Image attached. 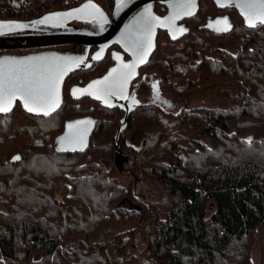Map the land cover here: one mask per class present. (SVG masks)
I'll return each instance as SVG.
<instances>
[{
    "label": "trees",
    "instance_id": "trees-1",
    "mask_svg": "<svg viewBox=\"0 0 264 264\" xmlns=\"http://www.w3.org/2000/svg\"><path fill=\"white\" fill-rule=\"evenodd\" d=\"M61 1L54 0L57 11ZM107 2L112 10L114 1ZM10 4L14 0H0V11ZM198 7L179 39L158 34L140 73L158 76L160 92L176 100L232 87L233 93L224 90L229 108L173 114L149 103L136 105L124 120L119 107L101 106L83 94L71 98V107L62 100L49 116L25 113L20 104L9 112L27 120L17 127L20 136L12 134L14 152L0 162L4 264H109L108 246L124 264H253L254 236L264 235V114L254 112L264 105V25L249 27L236 11L231 29L216 34L205 24L208 15L219 13L210 0H200ZM161 39L172 52L160 50ZM105 69L98 64L82 78L95 79ZM85 115L96 120L85 151L56 152L54 138L65 121ZM123 121L118 145L128 149L125 187L118 185L114 161ZM11 127L12 120L5 132L11 134ZM132 129L141 135L138 148L124 140ZM6 138L0 136V146ZM207 141L220 150L218 157L210 155ZM245 153L251 156L242 157ZM13 154L20 155L18 163L10 162ZM141 179L164 186L166 198L148 189L139 200L133 186ZM57 180L69 186L63 203L54 199ZM125 202L135 208L122 206ZM117 227L127 230L110 243L97 242Z\"/></svg>",
    "mask_w": 264,
    "mask_h": 264
},
{
    "label": "snow or ice",
    "instance_id": "snow-or-ice-1",
    "mask_svg": "<svg viewBox=\"0 0 264 264\" xmlns=\"http://www.w3.org/2000/svg\"><path fill=\"white\" fill-rule=\"evenodd\" d=\"M242 9V15L249 27H256L257 23L264 25V0H242L238 5ZM180 12L170 18L169 24L179 18L181 14H192V3L190 0L181 3ZM85 9H93L89 13L95 19L98 15L103 22V14L95 5L88 4L78 11L83 13ZM74 13H60L55 16L45 17L40 23L56 21L59 23L63 17H72ZM143 27L140 34L134 42L132 54L137 57V62L125 64L121 61L119 68H113L102 80H97L90 84L87 89H74L73 96L77 94H88L95 99L104 100L109 107L108 102L111 96L126 98L125 91L131 78L135 75V69L138 63L146 60L147 54L151 49L153 29L156 25L163 26L164 22L151 15L150 10L141 17ZM220 23V21H217ZM224 28L220 31H228L227 21L224 22ZM55 26V25H54ZM24 27L19 24H0V33L5 30L11 31ZM183 31V29H181ZM127 50V49H126ZM98 58V57H97ZM118 61L119 56L115 57ZM77 61L76 63H80ZM70 69V62H60L56 59L48 60L43 57L33 58L30 61L8 59L0 61V113H8L12 110L15 101L21 100L24 108L37 115L49 116L60 106V85L67 71ZM78 98V97H77ZM92 121H78L76 124H69L70 139L73 145H79L83 149L87 129H81V125H91ZM77 129L75 134L72 130ZM250 143V141H249ZM75 150V148H74ZM15 159H20L15 157Z\"/></svg>",
    "mask_w": 264,
    "mask_h": 264
},
{
    "label": "water",
    "instance_id": "water-1",
    "mask_svg": "<svg viewBox=\"0 0 264 264\" xmlns=\"http://www.w3.org/2000/svg\"><path fill=\"white\" fill-rule=\"evenodd\" d=\"M113 1H114V6H113L112 12L110 14V23H109L108 27L106 28V30L102 33H99V34H84V33H77V32L44 33V34H38V33L37 34H15V35L11 34L12 32L27 31V30L32 31V30H34L35 26L43 24V23H40V21L44 20L45 17L55 16L56 14H60V13H69V12L74 13V15L72 17H63L61 19V22H59V23L61 25H64L63 23H67L69 20H76V18L82 17L83 13L79 12L78 10L84 8V6L88 5V4L95 5L96 8H98L100 10V12L103 14L104 21H107L108 20L107 14L104 13L102 11V9L100 7H98L96 4H94L93 2L83 3L82 5H80L76 8H73L71 10H67L66 12L56 11L54 13L45 14V15L37 18V20L28 21L27 23H25V22H14V21H12V22H0V24H19V25L24 26V27L19 28V29H15V30H11V31L5 30L3 33H0V51H29V50H35V49H44V48H49V47H56V46H61V45H81V46H85V47L86 46H88V47H90V46L103 47V46L112 45L114 43L119 44V46L129 56L132 57V60L129 62H124L122 60L118 61L116 59V64L113 67H111L102 77L91 81L90 83H88L83 88V89H87L88 86L90 84H92L93 82H95L97 80H102L105 76H107L113 68H119L121 61L125 64H132V63L137 62V57H135L132 54V50L134 47V42L136 41V38L140 34L141 29L143 27V21L141 20V17H143L146 14V12L148 10H150L151 15L158 18L159 20L163 21L164 24H163V26L156 25L154 27L152 40H151V43H152L151 49L147 54L146 60L144 62L137 64V67L135 69V75L129 81L127 88H126V91H125V93H126L128 91V88H129L131 81L138 76V69L147 63L150 55L152 54V52L155 49V39H156L157 29H167L168 25H169V23L167 22L166 19L159 17L158 15H156L153 12L151 5L154 3L166 4V3L172 2L174 0H113ZM213 2L217 6H220V7L223 6L222 4H224V6H225V5H228L229 3L232 2L233 6H235L238 9V12L242 15V9H241V7L238 6L242 3V0H213ZM92 12H94V10L90 9V11L84 17L93 18L92 15H89V13H92ZM242 16L244 17V15H242ZM128 20H129V22H128ZM217 21H220V23H217ZM224 21H225L224 18H215V19L211 20V22L208 23L209 25L207 24L205 27H207L213 33L225 34L231 29V25L229 24V21L226 20L227 24L229 26V30L228 31L218 30V29L224 28V26H225L223 23ZM127 22H128V24H127V26H125ZM47 23H51L52 25H54L56 23V21H49ZM245 24L248 25L247 21L245 22ZM257 24H259V23H257ZM181 29H183V31H181L179 33V35H177V38L172 37V39L177 40L182 36V34L185 32L186 28L181 27ZM54 55L55 54H45V55L40 54V55L30 56L27 58H11V59L30 61L33 58L43 57V58H46L48 60L56 59L60 62H66L62 58L61 59L55 58ZM4 60H8V59H4ZM1 61H3V60H1ZM70 68H72V67H70ZM67 74L68 73L65 74L64 78L66 77ZM64 78H63V81L60 85V103L62 100V89H63ZM77 89H80V88H77ZM83 89H81V90H83ZM72 93H73V90H72ZM93 98H94V96H93ZM122 99H124V98H122ZM96 100H98V99H96ZM109 100H108V102H110V104L112 102L114 103V105L111 104L112 105L111 107L116 106L114 98L113 99L109 98ZM99 101L101 103H103L105 106H108V104H106L104 102V100H99ZM17 102L20 104V106L22 107V109L26 113L32 114V115H37L35 113L28 112L24 108L23 102L21 100L15 101L13 106H12V109L14 108V106ZM127 112L124 116V120H126V117L128 114ZM0 114H7V113H0ZM78 121H92L93 122L91 125H81V129H85V128L87 129V134L85 136L84 146H83L82 150L80 149L79 145L74 146L73 143L71 142L70 130L68 128L69 124H76ZM124 125H125V121H123L121 127L117 131L116 138H115V143H116V147H117V152H116L117 157L120 154L119 145H118V136H119L120 130L124 127ZM95 126H96V120H94L91 117L76 118V119L65 122L63 132L59 136H57L54 140V150L58 153H64V154H73V153L85 151V149L88 147L89 140L92 136V133L95 129ZM77 131H78L77 129H73L72 134H75ZM74 148H75V150H74ZM15 157L20 158V156L18 154H16L15 156H12L10 159V162L13 164L18 163L20 161V159L17 160V159H15Z\"/></svg>",
    "mask_w": 264,
    "mask_h": 264
},
{
    "label": "rangeland",
    "instance_id": "rangeland-1",
    "mask_svg": "<svg viewBox=\"0 0 264 264\" xmlns=\"http://www.w3.org/2000/svg\"><path fill=\"white\" fill-rule=\"evenodd\" d=\"M16 1H18V0H16ZM181 1H184V0H180V2ZM172 2H174V1H172ZM172 2L167 3V6L171 5ZM190 2L193 5L192 14H191V15H193V13L196 10V0H190ZM174 3H175V5H173V7H172L173 9H174V6H176L178 4V2H174ZM103 5L106 6L105 4H103ZM107 6H108V2H107ZM167 6H166V8H167ZM174 16H175V13H168L167 14V12H166L162 16V18L166 19L167 22L169 23L170 18H172ZM75 21L77 22L78 25H80V27H82V29L79 30L80 33H102L108 27V22H109V21H106V22L101 21L98 16L95 19L91 18V17L82 16V17L76 18ZM173 22L174 21H172L171 24H173ZM165 40H167V39L165 38ZM161 41L162 42H160V50L162 52L163 51L172 52V46L165 47L164 46V44H165L164 40L161 39ZM175 45H176L175 47H178V45H180V44L178 43ZM74 47L75 48L71 49V50L60 51L57 53H49V54H55L54 55L55 58H60V59L62 58V59H64V61L70 62V67H72V68L77 67V66H81V65L85 64V62L87 61V56L85 55V49L82 46L79 47V49L76 48V45ZM75 50H77V51H75ZM92 58H91V60H92ZM77 61H81V62L76 63ZM152 80L153 79L147 80V82L141 87L142 93H140L139 101L141 103L150 102V101H152V96L155 95V96L159 97L160 101L164 102V103H162V107L166 108L168 110V111L166 110L167 112H170L173 114H177L179 111H181L183 109L201 108V107H205V108H215L216 107V108H220V109H227L230 107V100H229V98L225 97L226 91L224 92V90H228L227 93H230V92L233 93V90H234L232 87H229V86H226V88L215 87V88H212L210 91H208L204 94L194 95L190 99H187L184 101V100L170 99L169 97L164 96L160 92V89L158 88L157 84L152 83ZM173 81H174L173 83L177 84L179 79H175ZM263 107H264V105L262 103L258 104L256 106V108L254 109V112H256V114H264V108ZM67 117H71V114H68V116H66V118ZM3 120L6 121V124H4L2 122ZM10 120H12L14 123V128L12 129V127H11V130H12L11 134H9V132H5L7 130L8 121H10ZM26 120H27L26 117L21 115L18 111L13 112L7 118L5 117V119L0 120V123H1L0 126L5 129V130L2 129L0 131L1 132L0 136L1 137H7L5 140V143L0 146V162L4 161L5 158H7V156L9 155V153L11 154L12 152H14V151H11V146H14L15 144H12V143H16L17 140L13 139L12 134L18 136L20 134V132H19V129H17V127H19V125L21 126L24 123V121H26ZM55 138H54V140H55ZM124 140L127 141V143L129 145H132L134 148H138L141 144V135L136 129H132L128 133H126V135L124 134ZM99 144L102 145V142H99ZM206 148L211 151V152H209L210 155H213L214 157L219 156L220 150L215 149L216 151H213L212 150L213 146L208 141L206 142ZM119 150H120V154L118 155V157L116 156V154L114 155V161L120 170V174H118V178L122 180V181L119 180L118 185H122L125 187L128 185H127V182L124 180V177H123L124 176L123 169H125L124 163L127 162L128 149L123 147ZM15 155L16 154H13V155H11V157L15 156ZM247 156H251V154L245 153V155L242 157H247ZM11 157H10V159H11ZM112 157H113V154H112ZM227 157H230V156H227ZM235 157H237V156H235ZM199 158L205 159V157L202 154L199 155ZM81 159H82V161H80L81 163L88 162L87 158L81 157ZM67 184H66V182L61 181V180L56 181V189L54 192L55 193L54 199L58 203H63L64 198L68 195L69 186ZM158 184L159 183H156L153 181H148L145 179L138 180L133 186V187H137L136 190L134 191V193L136 194L138 199L141 200L142 202L145 200V197H144L145 194H143V191L144 190L148 191V189H150V191H149L150 194H158V197L163 195L166 198L165 187L160 185V184L158 185ZM146 194H147V192H146ZM122 206H124L126 208H135V206H131L130 204H128L126 202L124 204H122ZM125 230H127V227H119V228L117 227L116 229H113V228L108 229L102 233V235L100 236L101 240L98 239L97 242H99V243H101V242L110 243L112 241V239L114 238V236H116L119 233L124 232ZM254 237H255V243L253 244V246L250 250V259L253 262V264H264V235L260 234L258 236H254ZM139 238L141 240V237H139ZM237 248H238V246L234 247L233 254H236L235 249H237ZM105 255L109 261V264H124L122 258L119 257V255L113 251L111 246H108L105 249ZM0 264H4L2 261L1 255H0Z\"/></svg>",
    "mask_w": 264,
    "mask_h": 264
},
{
    "label": "flooded vegetation",
    "instance_id": "flooded-vegetation-1",
    "mask_svg": "<svg viewBox=\"0 0 264 264\" xmlns=\"http://www.w3.org/2000/svg\"><path fill=\"white\" fill-rule=\"evenodd\" d=\"M199 1L200 0H196V10H197V8L199 9V7H198ZM210 1L214 6V10L216 12H218L219 14H216L214 16L208 15L207 19H206L207 21H206L205 26L209 22H211V20H213L215 18H224L225 20H228L229 24L231 25V22H232L231 17L235 16L236 11L238 12V9L235 6H233L232 2L229 3L228 5H225V6H224V4H222L223 6L220 7V6H217L213 2V0H210ZM174 2H178V4L176 6H174V9H173L172 7H173V5H175ZM174 2H172L171 5H168V6H167V3L166 4L154 3L151 5V8H152L153 12L156 15H158L159 17H162L166 12H167V14L168 13H175V15H176L178 12H180V9L178 6L181 3L186 2V0L181 1V2H180V0H174ZM166 6H167V8H166ZM196 10H195V12H196ZM60 11L66 12L67 8L66 9L61 8ZM89 11H90V9H85V11L83 12V16H85ZM110 12H112L111 9H110ZM238 14L241 17V19L243 20V22L245 23L246 22L245 18L239 12H238ZM190 16H192V15L188 16V15L181 14V16H179L178 19L174 20L173 24L168 25L167 29H157L156 39H157V36L159 33L166 34L167 36H169L170 39L172 37L177 38V35H179V33L181 32V27L182 28L185 27L184 23H185L186 19ZM107 17H108L107 21H109L108 22V25H109L110 13L107 14ZM35 20H37V19H35ZM12 21L27 23V21H16V20H11V21H7V22H12ZM128 22H129V20H128ZM128 22L126 23L125 26H127ZM63 24L65 26L61 25L60 23H57V22L54 24L55 26L52 25L51 23H43L42 25L35 26L34 30H32V31L27 30V31L12 32L11 34L12 35H15V34H37V33L38 34H44V33H61V32L62 33H71V32L80 33L79 30L82 29V27H80V25H78L75 20H69L67 23H63ZM161 30L163 32H161ZM84 34H99V33H84ZM156 39H155V47H156ZM74 46L75 45H61V46H56V47H49V48H44V49H35V50H29V51H0V61L4 60V59H11V58H27L30 56H35V55H40V54L45 55V54H49V53H57L60 51H66V50L74 49L75 48ZM79 47H81V45H76V48L79 49ZM82 47L85 49V55L87 56V61L85 62V64H83L81 66L70 68V70L67 72L69 74L66 75L64 82H63L62 100L63 101L66 100L68 107H71V98L75 99L77 97L82 96L81 94H77V96L74 97L72 90L77 89V88L83 89L91 81L102 77L111 67H113L116 64V58L115 57L119 56L121 58V60L124 62H129L132 60V57L129 56L117 43H114V44L109 45V46H103V47H97V46H90V47L82 46ZM77 50H75V51H77ZM153 53H154V51L152 52V54ZM152 54L150 55V57L152 56ZM91 58H92V60H91ZM98 64H104L106 66L104 73L95 77V79L91 78L89 80H85L84 78H82V76H86L87 71H89L90 69H93ZM143 66H141L138 69V76L131 81L129 88H128V91L124 94L126 98L122 99V98H119L117 96L109 97L111 99L114 98L116 106L119 107L125 114L127 111L128 112L131 111L136 105L149 104V103L158 104L162 109H164L165 111L167 110L166 108L162 107V103H164V102L160 101L159 97H157L155 95L152 96V101H150V102L141 103L139 101L140 93H142L141 87L147 82V80L153 79L152 83L157 84L158 88H160L159 85L161 84V80L158 76H156L154 74H141L140 69ZM71 77L74 78V82H71ZM109 98H108V100H109ZM88 100L90 101V99H88ZM96 101L101 106H105L99 100H96ZM17 104H19V103L17 102L15 105H17ZM111 104L114 105L113 102ZM116 106H114V107H116ZM89 109H92V107L89 106ZM8 114L9 113L0 114V120L5 119V117L7 118ZM84 117H91V116L85 115V116L78 117V118H84ZM73 119H76V118H73ZM73 119H70V120H73ZM70 120H67V121H70ZM67 121H65V122H67ZM2 129H4V128L0 126V131Z\"/></svg>",
    "mask_w": 264,
    "mask_h": 264
},
{
    "label": "built area",
    "instance_id": "built-area-1",
    "mask_svg": "<svg viewBox=\"0 0 264 264\" xmlns=\"http://www.w3.org/2000/svg\"><path fill=\"white\" fill-rule=\"evenodd\" d=\"M55 2L54 0H14L13 5L10 4L0 11V22H7L11 20L28 22L35 20L45 14L56 12ZM86 2H93L100 7L104 13L111 14L106 0H101L99 3H97L96 0H62L61 7L71 10Z\"/></svg>",
    "mask_w": 264,
    "mask_h": 264
}]
</instances>
